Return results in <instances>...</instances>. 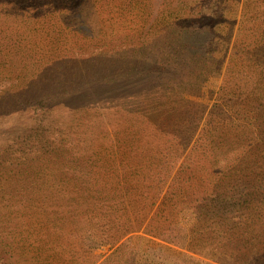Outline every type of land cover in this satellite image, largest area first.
I'll return each mask as SVG.
<instances>
[{
  "label": "rangeland",
  "instance_id": "rangeland-1",
  "mask_svg": "<svg viewBox=\"0 0 264 264\" xmlns=\"http://www.w3.org/2000/svg\"><path fill=\"white\" fill-rule=\"evenodd\" d=\"M198 1L217 11L218 58L207 69H218L217 84L229 92L241 69L244 28L236 19L223 22L229 0ZM70 2L0 0V264H264V204L249 200L253 221L239 222L242 198L228 183L233 168L242 175L254 162L242 147L246 133L221 134L213 146L200 137L202 122L195 132L164 131L151 124L153 113L133 111L149 105L146 95L128 96L118 110L96 91L87 96L113 78L95 81L105 66L94 53L110 49L114 38L120 54L142 21L162 18L163 0H84L91 23L76 16L68 29L63 6ZM232 3L235 13L241 4L264 7V0ZM178 49L180 58L191 51L182 43ZM229 53L227 66L228 57H219ZM58 58L60 68L44 65ZM133 86L116 82L110 91L128 95ZM209 181L219 182L226 199L217 207L221 221L194 206L192 191L209 190ZM262 182L245 193L264 192V175Z\"/></svg>",
  "mask_w": 264,
  "mask_h": 264
},
{
  "label": "trees",
  "instance_id": "trees-1",
  "mask_svg": "<svg viewBox=\"0 0 264 264\" xmlns=\"http://www.w3.org/2000/svg\"><path fill=\"white\" fill-rule=\"evenodd\" d=\"M83 1L71 0L63 6L67 11V18L62 22L65 27L68 28L76 16L82 17L81 23H91L90 9ZM163 3V7L159 6L162 18L151 23L142 21V31L129 33L131 35L128 39L134 41H127L120 54H117L118 48H115L114 38L109 42L110 49L104 51L99 49L95 52L96 54L94 53L97 59L96 64L105 66L99 69V73L94 72L95 81L103 83L106 80L110 81L109 77H113L109 83L110 87L112 83L121 82L126 88L134 84L135 90L128 95L113 96L110 87L97 84V89L89 92L87 96H95L96 91L103 102L109 104L110 110H118L121 109L120 105L128 101V96L137 99L146 95L150 101L149 105L144 107L145 102L137 103L133 105V111L153 113L154 120L149 118L148 121H152L151 124L156 122L153 126L156 125L164 131L174 129L195 132L202 122L203 132L200 137L202 140L206 139L211 145L215 144V137L221 134L228 137L233 135L235 130L246 133V140L242 147L245 152L253 153L254 162L242 175L239 170L233 168L234 176L228 183L236 187L242 198L240 209L243 215L239 222L253 221L252 215L255 212L251 211L253 208L249 209L246 204L252 200L255 204L263 205L264 192L258 188L255 189V193H250L251 197H249L244 188L251 189L256 182H259L260 187L263 184L262 176L264 175V13H260V9L264 7L260 4H241L239 12L235 13L232 0H229V4L221 15L225 23L231 19L239 21L246 34V43H241L240 46L235 45L241 49L237 50L241 69L236 73L235 85L231 86L228 92L223 85L217 84L218 79L215 76L219 73L218 69H207L211 64L213 68L218 58L215 43L218 39L217 25L219 23L212 20L217 14L213 5L198 0H184L180 4L163 0ZM146 4L147 2L143 6ZM167 12L168 17L164 21ZM33 13L27 14L35 18V14L30 15ZM206 16L211 19L204 20ZM219 35L223 37L224 33ZM181 43L183 47L191 49L190 53L184 54L182 58L178 49ZM105 45L104 43V48ZM230 53L228 56L224 54L219 57L221 62L228 57L227 66L233 60H230ZM60 60L62 61V58L50 60L44 65H54L58 69L61 66ZM155 64L162 65L161 70L151 71L150 66ZM152 73L151 81L145 85L140 83ZM85 78L83 77V81ZM171 79L179 81L178 85L167 82ZM141 89H143L142 92H140ZM213 95H215V102L210 104ZM95 103L97 104L98 101L96 100ZM204 117L206 118L203 119ZM217 173L216 177L224 176L219 171ZM247 177L251 184L241 182V179ZM209 182L212 185L209 190L204 188L192 191L194 206L198 212L201 211V214H207L216 221H221L217 207L223 208L226 199L216 189L215 185L219 182ZM257 209L259 213H256V216L260 220L262 213L260 208L257 207ZM243 241L248 242V240Z\"/></svg>",
  "mask_w": 264,
  "mask_h": 264
}]
</instances>
